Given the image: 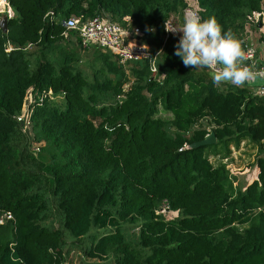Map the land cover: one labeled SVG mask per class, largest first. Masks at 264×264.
I'll return each mask as SVG.
<instances>
[{"label":"trees","instance_id":"obj_1","mask_svg":"<svg viewBox=\"0 0 264 264\" xmlns=\"http://www.w3.org/2000/svg\"><path fill=\"white\" fill-rule=\"evenodd\" d=\"M186 1L10 0L14 16L0 31V216L13 221L0 226V264H264V98L215 85L175 55L164 27ZM189 1L240 43L262 6ZM71 17L139 29L160 52L156 76L148 62L123 66L97 49L90 79L65 47L61 22ZM29 90L35 100L63 97L35 103L31 136L14 119ZM209 135L213 144L197 146ZM241 141L257 150L244 190L208 155ZM164 204L176 218L156 214Z\"/></svg>","mask_w":264,"mask_h":264},{"label":"built area","instance_id":"obj_2","mask_svg":"<svg viewBox=\"0 0 264 264\" xmlns=\"http://www.w3.org/2000/svg\"><path fill=\"white\" fill-rule=\"evenodd\" d=\"M185 14H196L200 17V9L197 3L189 0L186 1L180 28L183 26ZM1 16H6L8 21L13 18L14 12L10 6V0H0V17ZM45 17L51 20L54 15L52 12H49ZM259 24L260 27H258ZM61 25L65 29L62 34L65 41H69L71 35H73L76 39L78 38L80 40L83 49L94 46L102 52L113 55L118 63L123 66L145 61L148 62L149 71L152 75L156 76L158 73L157 57L160 52L153 55L149 46L140 43L139 39L142 37V32L139 29H133V31L124 30L119 24L110 21L107 17H95L87 21H80L77 18L71 17L66 21H62ZM167 27H175L179 29V24H176V22L171 19L167 21L164 27V41L166 42L169 37H173L178 43V40L182 36V32H171L167 30ZM255 30L258 32L255 33ZM257 33L260 34V42L264 44V0H262L260 11L247 16L241 41V47L246 55V59L242 62V66L249 67L254 73L264 69V66L261 68H256L254 66V64L256 65L257 63V50L255 47V42L257 40L255 41L253 36ZM10 51H12V47L8 45L6 52ZM202 69L211 77L212 73L210 70L206 68ZM255 79L264 82V75H258L244 85L252 86ZM254 94L258 97L264 98V84L255 88ZM45 98L57 101L63 97L55 96L51 92H48L47 94L39 96L38 100H35L31 90L26 93L20 114L14 117L23 134L31 136V117L34 105L35 103H38L39 105L42 104ZM31 146L34 154L39 153V144L33 143ZM167 213L168 208L166 207V204L156 211V214L158 215ZM10 221H13V217L9 212L0 216V226Z\"/></svg>","mask_w":264,"mask_h":264},{"label":"clouds","instance_id":"obj_3","mask_svg":"<svg viewBox=\"0 0 264 264\" xmlns=\"http://www.w3.org/2000/svg\"><path fill=\"white\" fill-rule=\"evenodd\" d=\"M167 30L182 32L175 55L185 67L210 70L215 85L242 86L256 76L264 75V69L254 73L249 67L242 66L246 55L241 43L224 32L214 18L202 20L196 14H185L182 28L167 27Z\"/></svg>","mask_w":264,"mask_h":264},{"label":"rangeland","instance_id":"obj_4","mask_svg":"<svg viewBox=\"0 0 264 264\" xmlns=\"http://www.w3.org/2000/svg\"><path fill=\"white\" fill-rule=\"evenodd\" d=\"M182 11L183 10H180L179 11V15L180 16H182L181 14H182ZM178 15V19H177V22H180L181 21V19H180V16ZM255 33L257 32V31H254ZM259 37H260V34L259 33H257V34H255L254 36H253V38H254V40L256 41L255 43H256V45H258L259 43H260V39H259ZM259 39V40H258ZM70 42L69 43H66V45H65V47H67L70 51H74V50H76L79 54H80V56H81V59H82V62L80 63V65H79V70L80 71H82L85 75H87L90 79L92 78V70H91V68H90V64H92V60L94 59V52H96V51H98L97 49H96V47H94V46H91V47H89L86 51H84V50H82L81 48H79V47H77V42H76V38L73 36V35H71V39L69 40ZM140 43H142V41L140 40ZM143 44V43H142ZM145 45V44H144ZM150 48V47H149ZM151 49V48H150ZM127 73H128V70H127ZM156 117H159V118H161V119H163V120H165V121H169V120H171V116L169 115V114H166V113H163L162 111H161V109H158V114H157V116ZM232 144H230L228 147H229V150H230V154L229 155H226V153L224 152V150H222V148H219V150L217 151H215L214 149H211L210 151H209V153H208V155H209V161H210V163H212V164H214V165H217L218 163H220V161H222V163L223 164H229V161L230 160H228L227 159V157H229V156H231L232 155V153H233V151H231V149H230V146H231ZM235 149H234V152H235V150H238V148L237 147H234ZM244 150H245V148H244ZM244 150L243 151H240L239 152V155H238V158L239 159H244L243 158V156L246 158V160H247V158L249 159V162H251V161H253L254 160V162H255V158H254V154H253V152L251 153V154H247V156H246V153H245V155H243V153H244ZM232 152V153H231ZM236 153V152H235ZM237 154V153H236ZM210 155H213L214 157H216L217 156V158H215V160L216 161H214L212 158H210ZM234 156V155H233ZM254 162H253V164H254ZM253 166V165H252ZM251 166H247L246 168H245V171L244 172H247V178L245 179V180H243V178H239V181H240V183H242V184H245V182H247V181H249V182H251V181H253V179L255 178V177H253V171L251 172L250 171V168ZM236 173H238V172H235V174ZM232 177V180H233V185H234V188L235 189H237V186H239L240 184L238 183V181L235 179V177H233V175L231 176ZM253 177V178H252ZM250 178H252L251 180H250ZM177 217V214H175V213H167V214H165V219L166 220H170V219H174V218H176ZM91 244V239L90 238H86V239H84L82 242H81V245L82 246H84V245H86L87 247L89 246ZM71 260H72V262H76V256H72L71 257Z\"/></svg>","mask_w":264,"mask_h":264},{"label":"crops","instance_id":"obj_5","mask_svg":"<svg viewBox=\"0 0 264 264\" xmlns=\"http://www.w3.org/2000/svg\"><path fill=\"white\" fill-rule=\"evenodd\" d=\"M177 24H179V29H180L182 23L177 22ZM255 31H257V30H255ZM255 47L257 50V63H256V65L254 64V66L256 68H261L264 66V44L260 42L258 45H255ZM222 84H227V83H222ZM229 84H231V83H229ZM263 84H264L263 81H261L259 79H257V80L255 79L252 86L242 85V86H236V87L248 88L254 94V89L259 87V86H262ZM234 147H236L234 144H232L230 146V149H231V151H233V153L231 152L232 155L227 157V159L230 161H229V164H226V168L230 172V177L233 175V177H235V179L240 184L239 186H237V189L244 190L246 188V186L252 182V181L251 182L247 181V182H245V184L240 183L239 178H243V180H245L248 176L247 172H244L245 168L247 166H251L250 171L251 172L253 171V174H254L253 177H255V178L257 175V169L255 168V166L253 164L254 160L249 162V159L247 158V160H246V158L244 156H243L244 159L241 160L238 158V155H239V152L243 151L245 148L243 155H245V153H246V156H247V154H251L253 152L254 158H255L257 150H256V147L252 146L248 141H241L240 142L239 146L237 147L238 150H235V152L237 154L234 152V149H235ZM210 158H212L214 161H216L215 158H217V156L214 157L213 155H210ZM235 172H238V173L235 174ZM252 178H250V180ZM255 178L253 180H255Z\"/></svg>","mask_w":264,"mask_h":264},{"label":"water","instance_id":"obj_6","mask_svg":"<svg viewBox=\"0 0 264 264\" xmlns=\"http://www.w3.org/2000/svg\"><path fill=\"white\" fill-rule=\"evenodd\" d=\"M8 22L9 21L7 20L6 16L0 17V31L3 34H7L8 32ZM258 27H260V24L258 25ZM213 143H214V138L212 135H209L203 142L199 143L197 146H206Z\"/></svg>","mask_w":264,"mask_h":264}]
</instances>
